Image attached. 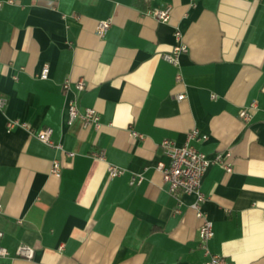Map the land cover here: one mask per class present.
<instances>
[{
	"label": "crops",
	"instance_id": "obj_1",
	"mask_svg": "<svg viewBox=\"0 0 264 264\" xmlns=\"http://www.w3.org/2000/svg\"><path fill=\"white\" fill-rule=\"evenodd\" d=\"M3 1L0 243L10 255L0 264H204L197 195L175 197L157 167L169 162L161 141L183 144L195 127L207 135L192 140L200 150L231 152L232 170L214 163L201 185L210 250L226 264H264V0ZM168 5L167 21L148 12ZM107 18L101 37L96 27ZM176 27L188 45L180 80L163 58ZM72 100L98 110V129L68 121ZM254 100L245 121L239 111ZM10 118L51 126L62 147L8 128ZM110 163L124 173L111 177ZM21 243L34 247L32 258L17 254Z\"/></svg>",
	"mask_w": 264,
	"mask_h": 264
},
{
	"label": "built area",
	"instance_id": "obj_2",
	"mask_svg": "<svg viewBox=\"0 0 264 264\" xmlns=\"http://www.w3.org/2000/svg\"><path fill=\"white\" fill-rule=\"evenodd\" d=\"M10 1V0H9ZM192 4H195V0H191ZM4 4L3 0H0V7ZM172 7L170 5L166 7H151L148 12L151 13L155 18L161 21H167L170 19ZM112 24L110 18L99 20L96 33L103 37ZM176 43L172 46L171 50L163 53V58L178 67L176 77L178 80L182 79L181 73V62L180 56L182 53L188 51V45L183 40V33L180 27L175 29ZM50 73V66L46 63L39 75L42 78H47ZM71 79L66 78L64 81V87H70ZM76 87L79 90H83L86 87V81L79 79L76 82ZM186 96L185 92H180L176 95L177 99H183ZM215 96V95H214ZM7 103V98L0 94V108H3ZM257 106L256 101H252L248 107L242 108L239 111V115L245 120L249 121L252 116L254 109ZM76 119H80L85 126L92 125L98 129L101 125L100 114L95 107L86 106L81 108L77 101L72 100L68 104V121L71 123ZM8 128H14L22 126L27 128L32 134L36 135L41 141L61 148L60 143H56L52 140L51 135L53 128L51 126L41 127L39 129L34 128L28 121L20 118H10L8 120ZM132 134L137 137L143 135L138 131L133 130ZM207 138L206 134H201L200 130L195 127L192 129L187 136L186 141L183 144H178L174 140L164 138L160 146L163 148L165 153L169 157V162L159 161L157 163L158 169L163 172L164 181L168 185V190L171 194L179 199L180 194L194 192L197 195V199L193 203V206L197 210V215L203 218V222L199 226V238L201 245L204 247L208 258L204 264H226L225 257L218 253H214L210 250L208 241L214 235V223L207 213L202 209V202L206 199V194L201 191V185L203 177L206 174L208 168L214 164H221L226 170H232V162L230 160V151H219L212 156H209L206 152L200 150L192 142L194 139ZM97 157H104L103 150H97L92 153ZM61 169V163L59 159H54L51 171L55 174H59ZM125 168L115 164H109L108 172L111 177H115L124 173ZM142 180V175L137 174L131 178V183H139ZM2 210V204H0V212ZM177 211L180 208L177 207ZM3 237V230L0 227V241ZM17 254L26 258H32L35 253L34 247L29 244L21 243L16 250ZM10 251L6 246L0 243V259L8 257Z\"/></svg>",
	"mask_w": 264,
	"mask_h": 264
}]
</instances>
